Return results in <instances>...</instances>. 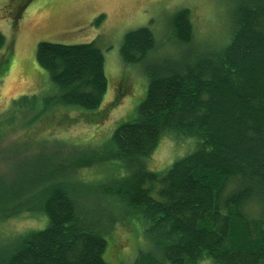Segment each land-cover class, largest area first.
<instances>
[{
	"label": "trees",
	"instance_id": "obj_1",
	"mask_svg": "<svg viewBox=\"0 0 264 264\" xmlns=\"http://www.w3.org/2000/svg\"><path fill=\"white\" fill-rule=\"evenodd\" d=\"M232 3L229 31L217 46L196 44L186 8L169 24L177 53L157 57L164 50L148 28L124 35L120 57L141 65L143 100L113 131L103 154L72 160L57 149L59 164L52 169L45 162L32 192L15 198L0 188L1 219L33 211L46 219L43 228L0 241V264H109L106 235L123 218L117 214L122 206L141 221L155 251L140 253L134 264H264V0ZM5 45L0 32V64L10 54ZM35 59L49 87L10 106L30 115L20 142L28 160L59 146L40 134L72 124L62 111L92 124L107 110L100 109L107 91L104 56L94 43L39 42ZM166 137L189 144L188 153L151 171L149 158ZM109 160L119 161L113 172L123 169V177L114 173L113 182L93 191L78 181V169ZM94 203L104 207L97 211Z\"/></svg>",
	"mask_w": 264,
	"mask_h": 264
},
{
	"label": "rangeland",
	"instance_id": "obj_2",
	"mask_svg": "<svg viewBox=\"0 0 264 264\" xmlns=\"http://www.w3.org/2000/svg\"><path fill=\"white\" fill-rule=\"evenodd\" d=\"M232 6V0H0V32L6 39L5 47L10 49L7 60L0 64V135H4L0 141V188L8 189L15 198L32 192V184L43 176L41 171H47L45 162H50L52 169L54 164H59L57 149L72 160L108 150V139L113 131L134 116L145 95L146 79L141 65H126L120 57V46L127 32L148 28L159 50H164L159 51L157 57L168 55V51L177 53L179 47L170 43L169 24L175 12L186 8L190 11L196 44L217 46L224 42L229 31ZM39 42L94 43L104 56L107 91L100 109L107 110L99 122L92 124L85 122L77 112L62 111L72 124L40 134L59 146L50 150V146L44 147L43 157L28 160L24 153L27 145L20 142L27 139V126L22 125L30 115L22 117L17 110L12 113L10 106L22 96L43 94L49 87L47 75L35 59ZM3 54L0 50V56ZM123 86L121 96L116 99ZM30 145L37 147L34 143ZM185 145L189 144L181 145L163 138L150 156L148 167L151 171L167 168L188 153ZM117 164L119 161L114 160L96 162L78 169L76 177L93 191L113 182L114 173L124 176L123 169L113 172ZM47 176L53 177L54 170L48 171ZM103 204L94 203L92 207L100 211ZM125 211L123 206L117 211L123 218L116 223L114 231L106 235L104 259L109 264H134L140 253L154 251L142 236L141 221ZM45 223L44 216L35 211L0 218V241L7 244L12 238L43 228ZM200 264L213 263L206 259Z\"/></svg>",
	"mask_w": 264,
	"mask_h": 264
}]
</instances>
